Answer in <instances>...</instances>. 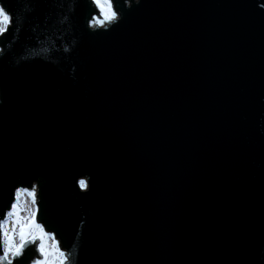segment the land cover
Instances as JSON below:
<instances>
[{
    "label": "water",
    "instance_id": "1",
    "mask_svg": "<svg viewBox=\"0 0 264 264\" xmlns=\"http://www.w3.org/2000/svg\"><path fill=\"white\" fill-rule=\"evenodd\" d=\"M6 2L0 210L37 183L72 264H264V0Z\"/></svg>",
    "mask_w": 264,
    "mask_h": 264
},
{
    "label": "snow or ice",
    "instance_id": "2",
    "mask_svg": "<svg viewBox=\"0 0 264 264\" xmlns=\"http://www.w3.org/2000/svg\"><path fill=\"white\" fill-rule=\"evenodd\" d=\"M131 2L139 5L141 0H123L124 4L130 5ZM91 5L94 14L87 19L89 28L107 29L123 19V7L118 9L114 0H91ZM260 8L264 9V3H260ZM14 16L6 0H0V37H4L13 27ZM4 52L5 49L0 48V56ZM74 185L81 190L87 187L84 179L74 181ZM38 196L42 199L43 192H38L37 183H30L28 187H14L6 210H0V215L4 217L0 219V264H22L26 250L34 254L32 264H72L70 253L62 249L55 232L46 230L44 224L38 222V214L43 215L41 207L46 210L45 204H38ZM25 197L28 203H25ZM25 211L27 215H22ZM76 235L81 234L78 231Z\"/></svg>",
    "mask_w": 264,
    "mask_h": 264
},
{
    "label": "rangeland",
    "instance_id": "3",
    "mask_svg": "<svg viewBox=\"0 0 264 264\" xmlns=\"http://www.w3.org/2000/svg\"><path fill=\"white\" fill-rule=\"evenodd\" d=\"M24 200H25V203L29 202L27 197H25ZM22 215H27V211L23 212ZM9 226H11V222H9Z\"/></svg>",
    "mask_w": 264,
    "mask_h": 264
},
{
    "label": "clouds",
    "instance_id": "4",
    "mask_svg": "<svg viewBox=\"0 0 264 264\" xmlns=\"http://www.w3.org/2000/svg\"><path fill=\"white\" fill-rule=\"evenodd\" d=\"M0 103H2V101H0Z\"/></svg>",
    "mask_w": 264,
    "mask_h": 264
}]
</instances>
